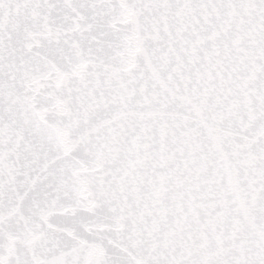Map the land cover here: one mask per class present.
<instances>
[{"label": "snow or ice", "instance_id": "6c2138e0", "mask_svg": "<svg viewBox=\"0 0 264 264\" xmlns=\"http://www.w3.org/2000/svg\"><path fill=\"white\" fill-rule=\"evenodd\" d=\"M0 264H264V0H0Z\"/></svg>", "mask_w": 264, "mask_h": 264}]
</instances>
